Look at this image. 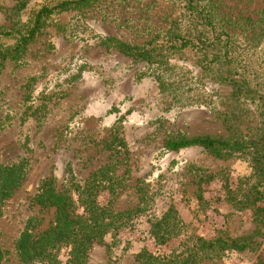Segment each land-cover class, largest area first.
Masks as SVG:
<instances>
[{"label":"rangeland","instance_id":"1","mask_svg":"<svg viewBox=\"0 0 264 264\" xmlns=\"http://www.w3.org/2000/svg\"><path fill=\"white\" fill-rule=\"evenodd\" d=\"M57 1L0 0V29L22 32L34 11ZM197 1L229 36L233 71L258 89L264 0ZM197 29L182 0H93L46 17L20 54L0 63V264H72L69 246L48 262H25L16 250L26 222L33 232L52 223L53 209L34 202L47 180L70 197L75 215L87 214V196L112 219L82 264H143L142 251L151 264H264V225L243 206L264 196L250 152L165 146L179 137L230 138L224 116L249 137L258 126L255 104L239 100L218 66L191 46L146 63L111 42L168 46L176 34L197 37ZM14 44L0 39L3 51ZM12 165L19 168L4 189L3 170ZM165 213L175 233L159 243L151 225ZM218 236L253 239L255 249H197V239Z\"/></svg>","mask_w":264,"mask_h":264},{"label":"trees","instance_id":"2","mask_svg":"<svg viewBox=\"0 0 264 264\" xmlns=\"http://www.w3.org/2000/svg\"><path fill=\"white\" fill-rule=\"evenodd\" d=\"M91 1L93 0H58L52 6H41L34 11L23 23L24 29L22 32L0 29V39H15V44L9 50L3 51L0 49V63L8 57L12 58L14 55L20 54L40 31L42 22L46 17L85 5ZM25 5L24 1L18 2L13 14L16 16L21 9L26 7ZM182 9L193 20L195 29L196 27L198 28L196 30L198 34L195 38L176 34L172 40H169L168 46L157 44L145 47H132L115 41L111 42L123 56L146 63L159 61L166 51H176L177 49L180 50L191 46L203 56L209 58L207 63L217 65L221 81L233 86L237 98L255 104L258 126L254 133L249 137L241 136L234 129L233 124L224 116L223 120L231 132L230 138L179 137L167 141L165 146L170 151H178L190 147H200L216 153L249 151L254 174L264 180V72L258 89L250 86L241 76L239 78L235 70L233 71L234 61L228 56L230 47L229 36L223 30L214 28L210 21L209 12L203 11L197 0H182ZM261 63L264 66V57ZM158 87H160L162 92L165 90L161 81L158 82ZM14 166L19 168L17 165H12L10 169L4 168L3 170L2 188L4 189L10 185V182L7 183V179L10 170H13L12 167ZM39 191L40 193L34 197V202L40 208H52L53 220L47 229L40 232H33V228L29 230L30 222H26V226L16 240V250L19 257L25 262H48L54 259L53 251L62 246H69V262L82 264L86 251L93 243L100 241L102 235L107 232L112 219L107 221L106 219L108 218L101 212V209L93 206L92 199L87 198V196H84L87 214L84 216L75 215L70 197L65 194V191H55L52 180L43 182L39 186ZM86 192H89V189H86ZM256 196L243 206L251 209L252 220L257 226H263L264 205L255 206V203L264 199V196L261 193H257ZM170 218L169 213H165L151 225V233L159 243L169 240L175 233ZM197 242H199L198 250L251 251L255 249V240L250 238L230 240L218 236L210 242H203L200 239H197ZM136 258L142 261L143 264H151V260L154 259L146 254L145 251L137 254Z\"/></svg>","mask_w":264,"mask_h":264}]
</instances>
